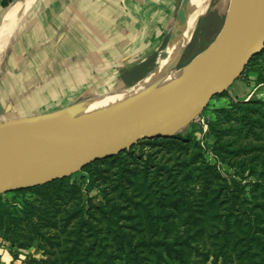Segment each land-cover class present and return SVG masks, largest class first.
Masks as SVG:
<instances>
[{"label": "rangeland", "instance_id": "rangeland-1", "mask_svg": "<svg viewBox=\"0 0 264 264\" xmlns=\"http://www.w3.org/2000/svg\"><path fill=\"white\" fill-rule=\"evenodd\" d=\"M180 1L183 9L186 8V11L183 12V14H186L185 20L189 21L187 24L188 29H186L188 34L185 36L187 39L191 36L190 46L185 51L189 57L182 64L164 68L162 72H172L169 76L175 75L205 57L207 55L206 51L213 41L215 42L220 37L227 23L231 0H160L158 9L148 11V18L143 20L138 18L141 23L146 22L155 13L157 17H160V21L164 23V25H160L161 34L159 39L151 41L146 49L149 52L144 60L138 64H133L132 67L119 66L115 68V71L108 75L107 79H104L102 89L95 94L87 92V94L77 97L73 103L83 106L93 100L92 105L98 106L116 97L119 98L129 94L128 92L132 87L136 86L157 67L161 60L167 57L171 32L173 29L176 30L174 26L175 16ZM166 4L170 5V8H161L165 7ZM185 5L186 7H184ZM172 18L173 20H171ZM166 21L168 23L165 24ZM88 35H83L86 45L88 44ZM179 50L180 48L177 50V54ZM261 51L250 59L243 71L227 89L211 97L201 112L177 132V137L170 138L165 142L167 146H163L164 142L158 144L157 142L144 140L136 143L132 152L126 154L128 165L133 173L129 187L133 193L132 201L125 196L121 200V198H117L115 190L108 189L110 176L117 166V161H110L109 159L88 165L84 171L76 172L66 183H61L57 187H55V183L43 186L40 193L29 189L0 193V202L4 203V211L0 214V237L5 242L13 258L10 264H25V261L30 257L35 259L54 258L59 264H62L63 253H59L58 248H54L46 238L50 237L54 240V235L59 233L61 215L64 214V211L59 212L56 206L62 207L63 202L70 203L68 195L72 189H75L74 195L80 193L82 201L87 203L90 200L95 206L101 205L104 207V197L107 196L118 199L117 203H126V206L119 211L126 213L129 209L136 213L135 220H141L137 226L142 227V232L147 235L154 231L161 235L164 232L172 234L175 231L183 230L186 225V220L182 219L186 215L185 213H199L197 208H192L190 211L186 210L189 203L199 198L211 197L214 193L213 188L216 189L219 185H228L233 189L236 200L234 212L241 211V200L245 199L244 195L247 199L253 201L252 203L261 199L263 193L259 188L249 192L251 184L261 176L259 174L262 167L260 161L255 158L256 160L252 159L250 162L252 154H241V148L239 153L225 150L227 153L224 152L226 156L223 157L217 152L216 138L209 127V123L218 117L227 119L221 115V109H232V103L234 102L247 99H261L264 101L261 98L262 96H258V91L264 86V54ZM199 55L200 57H197ZM137 65L138 67L134 69ZM140 92H138V95H140ZM235 111L238 115V111ZM239 124L241 125V121L238 120L237 122L233 116L222 123L223 137L232 143L228 147L238 146L239 143L247 142L249 139L241 137V131L237 128ZM255 141V143H260L264 141V138ZM193 156H195L194 160ZM147 157L155 161V163L148 165V174L140 168L141 165H144L143 159H147ZM156 162L160 164L162 162L164 166L156 169ZM203 163L214 166L218 172L217 176H212L211 172L205 174L207 178H212L208 182L212 186V190L207 189L205 193L200 191L202 185H204L202 183L204 178L202 179L198 168ZM105 175H108L107 178ZM152 177L155 180L150 182ZM156 180L160 181L162 187L157 184ZM241 185H244L243 192ZM211 186L208 187L211 188ZM161 195L164 205L160 204ZM226 195V190H223L220 193V198H224ZM134 201H136L135 206L133 205ZM248 206L249 204L246 203V207ZM86 208L87 204L84 209ZM218 211L223 212L226 210L222 208L221 204ZM43 212L46 215H49V213L55 214L56 220L53 226H43L41 220ZM94 215L100 217L98 210L94 211ZM165 215L167 221L162 222L159 218H164ZM93 220L102 227L99 231L101 237H98L95 242L98 241L107 249H112L113 237L106 229L105 220L92 218ZM189 220L191 219L189 218ZM123 221L129 223L128 219ZM38 231H42L43 234H39ZM91 237H87L85 234V238L80 243H86V241L92 239ZM201 241L202 239L199 240V242ZM93 246L95 249L99 247L98 244ZM14 253L16 257H13ZM196 257L195 253L191 255L187 264H199ZM64 264H67V262ZM166 264L181 263L176 260H168ZM217 264H219V261Z\"/></svg>", "mask_w": 264, "mask_h": 264}, {"label": "trees", "instance_id": "trees-1", "mask_svg": "<svg viewBox=\"0 0 264 264\" xmlns=\"http://www.w3.org/2000/svg\"><path fill=\"white\" fill-rule=\"evenodd\" d=\"M189 46L190 42L180 54L176 66L182 64L189 57L185 52ZM261 52L264 54V46ZM137 67L138 65L134 69ZM232 105V109H221V115L227 119L218 117L209 123V127L216 138L217 152L223 157L227 153L225 150L239 153L241 148V154H252L250 162L252 159L256 160L255 158L260 161L262 167L259 174L261 176L251 184L249 192L259 188L263 193L261 199L252 203L253 201H250L244 195L245 199L241 200V211L234 212L236 200L233 189L228 185H219L218 188H213L214 193L211 197L199 198L189 203L186 210L190 211L192 208H197L199 213H185L186 215L182 218L186 220L183 230L175 231L172 234L164 232L161 235L154 231L147 235L142 232V227L137 226L141 220H135L136 213L129 209L126 213L119 211L126 206V203H117L118 199H112L107 196L104 197V207L101 205L95 206L90 200L87 203L82 201L80 193L74 195L75 189H72L68 195L70 203L66 204L63 202L62 207L56 206L59 212L64 211V214L61 215L59 233L54 235V240L50 239V237H45L48 243L54 248H58L59 253H63L62 264L65 262L67 264H166L168 260H176L181 264H187L190 256L194 255V253L197 255L196 260H198L199 264H217L218 261L219 264H264V141L255 143V140L264 138V101L261 99H247L234 102ZM235 110L238 111V115ZM232 116L237 122L238 120L241 121V125L239 124L237 127L241 131V137L249 139L247 142L239 143L238 146L228 147L232 143L230 140L224 139V131L221 126L223 122ZM177 136L178 133L170 138ZM170 138L143 139L136 143L149 140L158 144L164 142L163 146H167L165 142ZM136 143L111 157L90 162L78 171H84L88 165L96 164L97 161H106L107 159L117 161V166L110 176L108 189L115 190L117 198L122 200L123 196H125L132 201L133 193L129 187L133 173L128 165L126 154L132 152ZM192 158L194 160L195 156ZM143 163L144 165H141L140 168L148 174V165L155 163V161L147 157V159H143ZM156 163V169L164 166L162 162L161 164L159 162ZM198 168L202 179L204 178V182L202 181L204 185H202L200 191L205 193L207 189L212 190V186L208 183L212 178L209 179L206 175L211 172L212 176H217V170L214 166L206 163L199 165ZM76 172L22 189L40 193V189L43 186L55 183V187H57L61 183H66ZM107 176L105 175L106 178ZM154 180L152 177L150 182ZM156 182L162 187L159 180H156ZM208 186H211V188ZM243 186L241 185L242 192ZM223 190H226L227 195L224 198H220V193ZM135 202L133 203L134 206ZM246 203L249 204L248 207H246ZM86 204L87 208L84 209ZM160 204H165L162 201V195ZM221 204L226 211H218ZM95 210H98L100 217L94 215ZM3 211L4 203L0 202V214ZM166 217L165 215L164 218L160 217L159 219L162 222H166ZM92 218L105 220L106 229L113 237L112 249L109 250L98 241L97 243L95 242L98 237H101L99 231L102 227L97 225L94 222L95 220L92 221ZM124 219H128L129 223L123 221ZM41 220L43 226L50 227L55 223L56 217L55 214L49 213V215H46L43 212ZM119 227L122 228L119 229ZM38 232L43 234L42 231ZM85 234L87 237L92 236V239L86 241V243H80L85 238ZM63 235L64 237H62ZM200 239H202L201 242H199ZM96 244L99 245L98 249L93 246ZM13 257H16L15 253ZM25 264L59 263L54 258L35 259L30 257L25 261Z\"/></svg>", "mask_w": 264, "mask_h": 264}, {"label": "water", "instance_id": "water-1", "mask_svg": "<svg viewBox=\"0 0 264 264\" xmlns=\"http://www.w3.org/2000/svg\"><path fill=\"white\" fill-rule=\"evenodd\" d=\"M180 4L175 22L182 10ZM229 15L230 21L208 59L163 93L80 119L63 120L81 106L71 103L0 121V193L70 175L139 140L173 137L212 96L227 89L250 58L263 49L264 0H231ZM189 40L170 66L177 64Z\"/></svg>", "mask_w": 264, "mask_h": 264}, {"label": "crops", "instance_id": "crops-1", "mask_svg": "<svg viewBox=\"0 0 264 264\" xmlns=\"http://www.w3.org/2000/svg\"><path fill=\"white\" fill-rule=\"evenodd\" d=\"M159 2L0 0V121L69 105L102 89L115 68L143 61L164 23L155 13L139 19ZM11 261L0 237V264Z\"/></svg>", "mask_w": 264, "mask_h": 264}, {"label": "bare ground", "instance_id": "bare-ground-1", "mask_svg": "<svg viewBox=\"0 0 264 264\" xmlns=\"http://www.w3.org/2000/svg\"><path fill=\"white\" fill-rule=\"evenodd\" d=\"M180 3H181V1H180ZM189 6L191 8L190 3H189ZM230 6H231V4H230ZM184 7H186V5ZM185 9H183V6H182V10L176 19V22H175L176 30L173 29V34H172V37H171L169 44H168V55H167V57L165 59L161 60L158 63L157 67H155L154 70H152V72L149 73L147 76H145L136 86L132 87L128 92L129 94H127L125 96H121L119 98L116 97V98L112 99L111 101H109L105 104L102 103L98 106L92 105L93 100H90L88 103H86L83 106H80L70 116L64 118L63 120L66 121V120L80 119V118H84V117H88V116H93V115H97V114H101V113H105V112L118 110V109L123 108L125 106L136 104L138 101H143L149 97L163 93V92L171 89L172 87L178 85L184 79H186L188 76H190L199 66H201L208 59L213 47L215 46L214 41L211 44V46L208 48V50L206 51L207 55L205 57L201 58L200 60H198L194 64L186 67L183 71H181L175 75H172V76H169L172 72H166V73L162 72V70L164 68L170 67V65L173 64V62H175L176 56H177V50L179 48L181 49V47L190 38V37H188V39L185 38V36L188 34L186 29H188L187 24L189 22L188 20H185L186 14H183ZM227 16H228L227 20L229 23L230 15H227ZM197 57H200V55ZM139 91H141L140 95H138ZM136 94H137V96H136Z\"/></svg>", "mask_w": 264, "mask_h": 264}, {"label": "built area", "instance_id": "built-area-1", "mask_svg": "<svg viewBox=\"0 0 264 264\" xmlns=\"http://www.w3.org/2000/svg\"><path fill=\"white\" fill-rule=\"evenodd\" d=\"M9 1H11V0H9Z\"/></svg>", "mask_w": 264, "mask_h": 264}]
</instances>
